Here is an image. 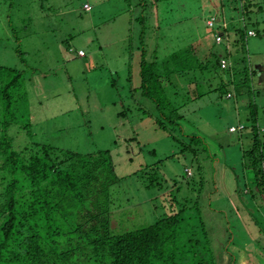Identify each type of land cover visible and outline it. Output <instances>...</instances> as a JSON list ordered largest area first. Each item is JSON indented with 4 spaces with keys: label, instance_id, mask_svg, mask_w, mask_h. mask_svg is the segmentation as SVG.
I'll list each match as a JSON object with an SVG mask.
<instances>
[{
    "label": "rangeland",
    "instance_id": "obj_1",
    "mask_svg": "<svg viewBox=\"0 0 264 264\" xmlns=\"http://www.w3.org/2000/svg\"><path fill=\"white\" fill-rule=\"evenodd\" d=\"M260 2L264 5V0ZM133 3L0 0V65L26 71L25 117L12 126L10 134L16 138L19 130L25 140L33 138L81 152L111 151L116 173L123 177L121 199L137 210L131 218L127 211L123 213V219H132L130 229L155 219L152 204H157L155 198L161 191L144 187L149 178L144 172L150 165L157 166L153 172L157 180L169 185L165 191L198 201L220 264H229L230 254L236 264H263L258 254L263 255L264 249V197L257 194L252 199L253 185L244 155L252 144L248 86L262 87L255 98L259 114L264 111V13L252 15L260 20L261 34L249 33L245 52L247 61L262 73L249 84L237 86L243 73L237 75L236 71L244 63L237 60L240 55L236 60L223 56L226 51L234 53L235 39L220 32L217 40H227L219 44L214 29L207 25V18L218 8L217 0H171L152 9L154 25L164 29L170 46L198 39L208 51L224 58L220 65L230 71L219 70L214 83L228 82V89L214 90L182 108L185 132L206 140L204 153L194 156L182 152L184 144L173 140L143 111L153 113V104L144 100L137 88L141 83L140 23ZM212 4L215 7L211 8ZM230 13L236 15L226 11V15ZM231 88L235 92L228 98ZM208 90L203 85L201 91ZM25 124L31 125L30 134L28 128H22ZM260 124L264 130V120ZM242 125L247 127L240 131ZM261 135L264 138V133ZM145 213L147 218L142 221ZM255 220L256 229L250 227ZM119 221L116 214L113 225L118 229ZM229 223L235 240L227 244Z\"/></svg>",
    "mask_w": 264,
    "mask_h": 264
},
{
    "label": "trees",
    "instance_id": "obj_2",
    "mask_svg": "<svg viewBox=\"0 0 264 264\" xmlns=\"http://www.w3.org/2000/svg\"><path fill=\"white\" fill-rule=\"evenodd\" d=\"M169 1L134 0L132 4L136 5V21L140 23L137 50L141 83L137 88L141 97L153 104V113H144L152 115L173 140L184 144L182 152L198 156L204 153L206 140L185 132L182 108L214 90L228 89L230 84L223 80L214 85L219 70L229 71L220 65L224 58L236 60L240 55L237 60L244 63L240 72L235 68L237 75L243 73V81H237V86L259 78L261 70L247 61L245 52L251 36L248 27L251 25L255 32L252 36L261 34L260 20L252 15L264 13V5L260 0H217L218 8L207 18V25L214 29L217 43L227 40H217L220 32L235 39L234 53L226 51L221 58L198 39L170 46L164 29L157 28L152 20L153 7ZM226 11L236 15H226ZM209 20H213L212 25ZM25 79L24 69L0 65V264H220L198 201L165 191L169 185L157 180L153 172L157 166L150 165L144 172L149 176L144 187L161 191L155 198L157 204H152L155 219L130 229L132 219H123V213L127 211L131 218L137 210L121 199L119 184L123 177L116 173L111 151L81 152L33 138L25 140L19 130L16 138L12 136V126L25 117ZM201 81L208 91H201ZM261 89L252 85L247 90L252 144L244 156L253 200L257 194L264 197V130L260 124L264 111L259 114L255 98ZM231 91L235 92L228 90V98ZM30 126L22 128H28L30 134ZM116 214L119 229L113 225ZM146 218L145 213L141 220ZM253 226L256 229V220ZM227 231L229 244L235 240L230 223ZM262 251L258 258L264 264ZM229 257V264H236L235 257Z\"/></svg>",
    "mask_w": 264,
    "mask_h": 264
},
{
    "label": "built area",
    "instance_id": "obj_3",
    "mask_svg": "<svg viewBox=\"0 0 264 264\" xmlns=\"http://www.w3.org/2000/svg\"><path fill=\"white\" fill-rule=\"evenodd\" d=\"M212 24H213V20H210V21H209V25H212ZM249 33L254 35L255 32H254V30H250ZM80 53H81V54H84L83 51H81ZM223 61H224L223 67H226V66H227V62H226V60H223ZM242 128H243V127H242Z\"/></svg>",
    "mask_w": 264,
    "mask_h": 264
}]
</instances>
